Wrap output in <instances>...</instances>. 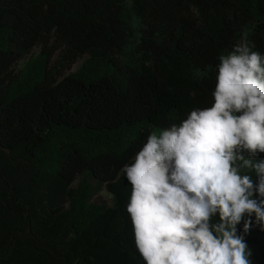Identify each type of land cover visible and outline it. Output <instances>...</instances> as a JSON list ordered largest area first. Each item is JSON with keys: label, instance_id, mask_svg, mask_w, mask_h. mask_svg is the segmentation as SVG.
Listing matches in <instances>:
<instances>
[{"label": "trees", "instance_id": "trees-1", "mask_svg": "<svg viewBox=\"0 0 264 264\" xmlns=\"http://www.w3.org/2000/svg\"><path fill=\"white\" fill-rule=\"evenodd\" d=\"M243 30L264 52V0H0V264H144L120 169Z\"/></svg>", "mask_w": 264, "mask_h": 264}, {"label": "clouds", "instance_id": "clouds-1", "mask_svg": "<svg viewBox=\"0 0 264 264\" xmlns=\"http://www.w3.org/2000/svg\"><path fill=\"white\" fill-rule=\"evenodd\" d=\"M197 80L214 75L212 101L149 131L120 173L144 264H254L264 233V52L243 30Z\"/></svg>", "mask_w": 264, "mask_h": 264}, {"label": "rangeland", "instance_id": "rangeland-1", "mask_svg": "<svg viewBox=\"0 0 264 264\" xmlns=\"http://www.w3.org/2000/svg\"><path fill=\"white\" fill-rule=\"evenodd\" d=\"M39 53H40V49L37 48V49L34 50V52H33V56H36V55H38ZM29 59H30V57L27 58L26 60L21 61V62L18 64L17 68H18V69L22 68V67L27 63V61H28ZM82 62H83V61L79 62V63L74 67V69L71 71V73H75V72L77 71V69L81 66ZM102 196H103L106 200H110V198H111L106 192H104V193L102 194ZM250 247H251L252 249H254V264H257V260H258V251H257V248H256L255 246H253V245H250Z\"/></svg>", "mask_w": 264, "mask_h": 264}, {"label": "water", "instance_id": "water-1", "mask_svg": "<svg viewBox=\"0 0 264 264\" xmlns=\"http://www.w3.org/2000/svg\"><path fill=\"white\" fill-rule=\"evenodd\" d=\"M0 149L3 150V147H2V145H1V143H0Z\"/></svg>", "mask_w": 264, "mask_h": 264}]
</instances>
